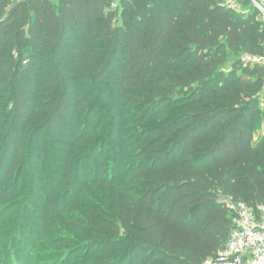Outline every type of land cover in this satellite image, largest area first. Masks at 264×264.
Masks as SVG:
<instances>
[{
  "label": "trees",
  "instance_id": "trees-1",
  "mask_svg": "<svg viewBox=\"0 0 264 264\" xmlns=\"http://www.w3.org/2000/svg\"><path fill=\"white\" fill-rule=\"evenodd\" d=\"M247 56L252 0H0V264L216 260L264 209Z\"/></svg>",
  "mask_w": 264,
  "mask_h": 264
},
{
  "label": "built area",
  "instance_id": "built-area-1",
  "mask_svg": "<svg viewBox=\"0 0 264 264\" xmlns=\"http://www.w3.org/2000/svg\"><path fill=\"white\" fill-rule=\"evenodd\" d=\"M264 21V0H252ZM245 61L264 66V57L247 56ZM232 217V231L226 248L217 259L205 264H264V209L256 212L244 203L223 201Z\"/></svg>",
  "mask_w": 264,
  "mask_h": 264
},
{
  "label": "rangeland",
  "instance_id": "rangeland-1",
  "mask_svg": "<svg viewBox=\"0 0 264 264\" xmlns=\"http://www.w3.org/2000/svg\"><path fill=\"white\" fill-rule=\"evenodd\" d=\"M235 8H236V9H241V8H239V7H236V6H235ZM225 70H227V68H226ZM262 104H264L263 101H262ZM263 125H264V124H263Z\"/></svg>",
  "mask_w": 264,
  "mask_h": 264
}]
</instances>
